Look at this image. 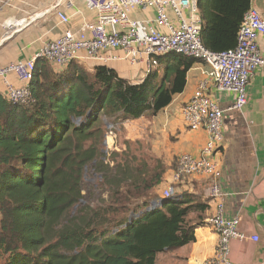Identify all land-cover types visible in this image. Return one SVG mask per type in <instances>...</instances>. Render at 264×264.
Listing matches in <instances>:
<instances>
[{
	"label": "trees",
	"instance_id": "16d2710c",
	"mask_svg": "<svg viewBox=\"0 0 264 264\" xmlns=\"http://www.w3.org/2000/svg\"><path fill=\"white\" fill-rule=\"evenodd\" d=\"M251 2L198 0L204 46L234 48ZM160 60L135 83L107 65L89 70L73 60L58 70L38 58L32 101L13 104L0 93V257L8 255L0 264H157L158 253L195 240L209 208L198 194L182 191L146 210L166 172L161 159L109 167L106 206L82 193L87 170L106 157L104 119L156 115L184 90L196 61L177 53Z\"/></svg>",
	"mask_w": 264,
	"mask_h": 264
},
{
	"label": "crops",
	"instance_id": "0c3cea01",
	"mask_svg": "<svg viewBox=\"0 0 264 264\" xmlns=\"http://www.w3.org/2000/svg\"><path fill=\"white\" fill-rule=\"evenodd\" d=\"M264 18V0H252ZM64 11L69 24L60 22L57 12ZM134 17L144 19L146 11L137 9ZM95 12L83 0H74L69 6L59 0H0V66L18 60L33 58L48 41L56 39L67 27L77 28L83 21L95 20ZM264 54V36L259 38ZM187 72L184 90L175 94L172 102L155 116L133 119L131 132L141 137L166 165L159 196L172 181V171L182 153L200 156L207 141L204 128L192 130L185 122L181 107L193 95L199 82L209 71V65L195 59ZM82 63L89 69L90 60ZM93 63V62H92ZM94 64V63H93ZM118 73L131 81H140L139 67H131L124 60L109 63ZM15 85L23 83L15 74L9 76ZM6 84L0 78V93L4 96ZM248 101L241 109H235L234 94L210 86V96L224 111L223 140L214 157L219 162L217 178L201 174L189 175L176 184L175 194L190 191L207 201L209 208L204 223L195 229V240L189 244L168 249L156 256L157 264H204L215 254L218 234L206 224L215 213L217 199L209 189L216 179L223 192L224 214L239 215V229L246 238H234L230 242L231 259L239 264H264V67L258 66L247 87ZM132 120V119H131ZM135 121V122H134ZM135 124L140 128L135 129ZM133 137V138H134ZM252 236H257L254 240Z\"/></svg>",
	"mask_w": 264,
	"mask_h": 264
},
{
	"label": "built area",
	"instance_id": "2783aa9c",
	"mask_svg": "<svg viewBox=\"0 0 264 264\" xmlns=\"http://www.w3.org/2000/svg\"><path fill=\"white\" fill-rule=\"evenodd\" d=\"M95 12V20L83 21L77 28L67 27L56 39L46 42L37 54L0 66V78L6 84L5 98L13 104L32 101L30 82L38 58L47 60L56 69L66 68L73 60L87 59L94 64L124 60L131 67L143 70L140 81L161 64L171 53L201 60L209 65L191 98L181 107L182 116L192 130L204 128L207 141L200 156L182 153L173 168L171 183L162 192L163 198L175 195L176 184L189 175L202 174L217 178L219 162L214 157L223 140L224 111L210 96L213 86L234 94L235 109L248 101L246 87L258 66L264 67V54L259 38L264 36V18L251 5L245 12L234 48L212 51L201 40L202 18L198 0H83ZM71 6L74 0H59ZM147 12L144 19L134 17L135 10ZM61 23L69 24V16L57 12ZM15 74L23 83L15 85L9 76ZM107 143V139L105 141ZM109 145V144H108ZM210 196L217 199V208L206 224L218 234L215 254L204 264H239L231 259L230 242L246 238L240 231V217L224 214L223 192L214 179ZM258 240L257 236H252Z\"/></svg>",
	"mask_w": 264,
	"mask_h": 264
},
{
	"label": "rangeland",
	"instance_id": "374dc122",
	"mask_svg": "<svg viewBox=\"0 0 264 264\" xmlns=\"http://www.w3.org/2000/svg\"><path fill=\"white\" fill-rule=\"evenodd\" d=\"M85 60L86 59H78V61L80 62ZM88 64L92 69L94 65H109V63L93 64L91 61ZM160 68L161 64L157 67V69ZM138 71L139 76H141L143 70L139 68ZM139 82L140 81H137L135 83ZM145 117L151 118L153 116ZM104 121L106 123V130L103 139L104 141H106L107 139V143L109 144H105L104 141L102 143V151L106 154V157L103 159L104 163H102L100 167L97 168V170H95L94 167H90V169L87 170L85 179L83 181L82 193L84 194V202L86 201L94 207L106 206V201L111 194L110 191L114 187V177H110L108 179L106 177H102L105 176V173L109 170V167H113L117 163H124L126 161L130 162L136 167L141 166L145 163L153 165L156 162L155 160L159 158L151 149V147L144 143V139L142 138V136L134 137V134L131 132V129L134 125L132 124L133 119L124 121L120 120L113 123L109 119L105 118ZM107 122L111 123V126H107ZM134 127L135 129L140 128L138 124H135ZM157 187L154 188L151 195L160 197V191L159 188L157 189ZM142 200H144V197L141 198V200L139 199V201ZM7 257L8 255H3L2 257H0V263L4 262Z\"/></svg>",
	"mask_w": 264,
	"mask_h": 264
},
{
	"label": "water",
	"instance_id": "95a60500",
	"mask_svg": "<svg viewBox=\"0 0 264 264\" xmlns=\"http://www.w3.org/2000/svg\"><path fill=\"white\" fill-rule=\"evenodd\" d=\"M107 126H111V123H109V122H107ZM104 143H105V141H104ZM174 196V195H173ZM173 196H171V197H173ZM164 200H166V198H160L158 201H153L147 208H146V210L147 211H149V210H152V209H154L159 203H161V202H163ZM132 216H133V214H131L130 216H129V221L132 219Z\"/></svg>",
	"mask_w": 264,
	"mask_h": 264
}]
</instances>
